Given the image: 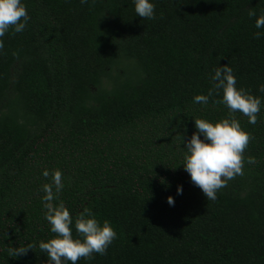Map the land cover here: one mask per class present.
<instances>
[{
  "label": "trees",
  "instance_id": "16d2710c",
  "mask_svg": "<svg viewBox=\"0 0 264 264\" xmlns=\"http://www.w3.org/2000/svg\"><path fill=\"white\" fill-rule=\"evenodd\" d=\"M153 2L149 20L132 0H22L25 29L0 38V264H48L45 168L62 170L74 218L87 209L117 233L77 264H264V103L255 125L233 114L251 139L216 200L182 164L195 118L229 115L222 91L193 102L214 69L264 101V0Z\"/></svg>",
  "mask_w": 264,
  "mask_h": 264
},
{
  "label": "clouds",
  "instance_id": "9594fccd",
  "mask_svg": "<svg viewBox=\"0 0 264 264\" xmlns=\"http://www.w3.org/2000/svg\"><path fill=\"white\" fill-rule=\"evenodd\" d=\"M132 2L136 16L149 20L155 18L153 0ZM28 20L29 15L22 0H0V38L4 37L10 28L15 33L23 32ZM255 27L264 28V14L257 17ZM262 35L264 33L260 31L255 33L257 39ZM2 48L3 43L0 42V49ZM211 79L213 87L206 95H195L193 102L207 105L214 92L219 94L222 91V99L217 103L225 105L229 115L216 121L195 118L196 131L185 143L186 151L182 163L191 181L201 189L208 201L216 200L220 189L226 187L236 176L243 174V153L251 137L233 114L239 112L248 118L249 124L255 125L264 103L260 97L237 86V79L231 67L214 69ZM259 91L264 92V84L260 85ZM246 162L254 164L256 161L254 157H248ZM41 174L45 178L50 177V182L41 187L44 193L41 202L46 209L44 218L50 225L51 233L55 234L53 238L41 240L38 245L41 252L46 253L48 264H77L81 258L91 259L94 253L104 255L117 236L110 222L104 220L101 223L87 209L74 218L64 202L59 201L58 194L65 186L62 170L54 169L50 172L45 168ZM176 194H183L182 185H177ZM167 203L174 206L175 198L169 195ZM73 228L77 233L75 236ZM29 249H33L31 244L26 247H14L11 254L17 257L26 254Z\"/></svg>",
  "mask_w": 264,
  "mask_h": 264
},
{
  "label": "water",
  "instance_id": "95a60500",
  "mask_svg": "<svg viewBox=\"0 0 264 264\" xmlns=\"http://www.w3.org/2000/svg\"><path fill=\"white\" fill-rule=\"evenodd\" d=\"M196 185L194 183L191 184V187H195ZM186 188H183V190ZM176 193V192H175Z\"/></svg>",
  "mask_w": 264,
  "mask_h": 264
}]
</instances>
